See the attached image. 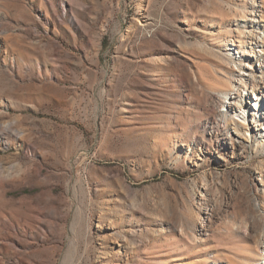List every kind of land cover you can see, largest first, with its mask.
I'll list each match as a JSON object with an SVG mask.
<instances>
[{"label": "rangeland", "instance_id": "rangeland-1", "mask_svg": "<svg viewBox=\"0 0 264 264\" xmlns=\"http://www.w3.org/2000/svg\"><path fill=\"white\" fill-rule=\"evenodd\" d=\"M263 12L0 0V264L257 263L264 137L215 118L240 69L263 91Z\"/></svg>", "mask_w": 264, "mask_h": 264}, {"label": "bare ground", "instance_id": "bare-ground-1", "mask_svg": "<svg viewBox=\"0 0 264 264\" xmlns=\"http://www.w3.org/2000/svg\"><path fill=\"white\" fill-rule=\"evenodd\" d=\"M250 16L251 15L248 14L247 18H244L245 21L253 20V18ZM263 17L264 12L261 14V18H259L258 20L259 23L262 21L264 22ZM237 24L239 26H242L244 22L238 21ZM259 28H261L262 33L264 34V28ZM250 31L253 32V27L250 28ZM238 36H242V34L239 33ZM238 43L239 48H236V53H240V55L243 56V49L245 50L246 45L242 44L241 41H239ZM251 48H256L257 51L261 53L260 56H264V36L260 38L257 35V37H255V42L253 46H251ZM228 49L229 50H227V52H230L231 48ZM263 62L264 57L262 59L261 66L264 65ZM258 84L259 83H254L251 76H246L244 70L240 69L236 73V78L229 82V87L224 93L225 100L217 110L216 118H214L221 120L224 119L227 115H229L231 119L235 121L233 123V130L239 131V127L245 131L251 130L253 132V135L257 134L261 137H264V86H262L263 91L260 93L256 91V89L259 88ZM248 85L250 87V90H248L247 88ZM4 133L5 131L0 128V146L7 147L10 145V142L8 141ZM225 134L226 137H228L230 140L233 139L232 132L230 129H227V132H225ZM260 248L261 251L258 252L257 263L253 262L251 264H264V241Z\"/></svg>", "mask_w": 264, "mask_h": 264}]
</instances>
